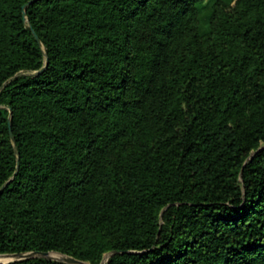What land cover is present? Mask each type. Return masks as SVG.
Segmentation results:
<instances>
[{
	"label": "trees",
	"instance_id": "trees-1",
	"mask_svg": "<svg viewBox=\"0 0 264 264\" xmlns=\"http://www.w3.org/2000/svg\"><path fill=\"white\" fill-rule=\"evenodd\" d=\"M205 2L0 0V255L264 264V0Z\"/></svg>",
	"mask_w": 264,
	"mask_h": 264
},
{
	"label": "water",
	"instance_id": "water-1",
	"mask_svg": "<svg viewBox=\"0 0 264 264\" xmlns=\"http://www.w3.org/2000/svg\"><path fill=\"white\" fill-rule=\"evenodd\" d=\"M32 2H29L28 4H26L24 7H23V17L24 19L26 18V14H25V11L27 9V7L31 4ZM34 37L38 43V45L41 47V42L40 40L37 38V36L34 34ZM43 69H41L39 72H41ZM8 124H9V128L11 127V122H10V118H9V121H8ZM10 138H11V142L14 143V138L10 132ZM18 166H19V163L17 162V165H16V169H15V172L13 174V176L0 188V195L1 193L3 192V190L7 187V185L14 179V177L16 176L17 174V171H18ZM52 254H55L57 257H52ZM113 253H110L106 256L104 262L107 260V258L109 256H111ZM35 258H43V259H50V260H56V261H59V262H62V263H65V264H87V263H84V262H81V261H78V260H75L73 258H70V257H67L65 255H60V254H56V253H40V252H32V253H19V254H10V255H0V259H4V260H8L7 262L5 263H1V264H7V263H10V262H14V261H21V260H28V259H35ZM103 262V263H104ZM102 263V264H103Z\"/></svg>",
	"mask_w": 264,
	"mask_h": 264
},
{
	"label": "rangeland",
	"instance_id": "rangeland-1",
	"mask_svg": "<svg viewBox=\"0 0 264 264\" xmlns=\"http://www.w3.org/2000/svg\"><path fill=\"white\" fill-rule=\"evenodd\" d=\"M212 2H213V0H206V2L204 3L203 7L200 10V19H201V22L203 23V25L206 21L208 14H209L210 6H211ZM52 257H57V256L55 254H52ZM7 261L8 260L0 259L1 263H5Z\"/></svg>",
	"mask_w": 264,
	"mask_h": 264
}]
</instances>
